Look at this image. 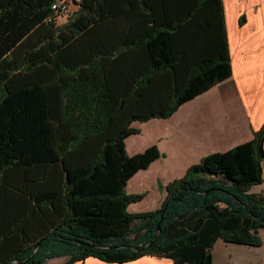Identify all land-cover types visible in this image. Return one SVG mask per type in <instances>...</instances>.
Here are the masks:
<instances>
[{"label":"trees","instance_id":"1","mask_svg":"<svg viewBox=\"0 0 264 264\" xmlns=\"http://www.w3.org/2000/svg\"><path fill=\"white\" fill-rule=\"evenodd\" d=\"M55 1L0 0V264H216L220 239L262 245L264 196L251 189L264 181V123L171 181L159 208L128 210L145 196L128 181L164 156L128 155L131 124L232 75L222 0H80L62 25Z\"/></svg>","mask_w":264,"mask_h":264},{"label":"crops","instance_id":"2","mask_svg":"<svg viewBox=\"0 0 264 264\" xmlns=\"http://www.w3.org/2000/svg\"><path fill=\"white\" fill-rule=\"evenodd\" d=\"M76 3L80 6V0L69 1L70 7ZM222 5L232 75L181 105L168 118H151L131 124L140 130L126 138L128 155L157 145L164 156L128 181L127 193L145 194L142 200L128 206L130 212L159 208L168 195L167 185L171 181L184 176L191 165L205 156L251 140L254 131L264 123V0H222ZM242 16L245 21L240 24ZM66 22L59 20L60 25ZM203 26L201 34L205 35ZM142 60V56L136 55L130 57L125 65L128 64L127 68L133 73L143 67ZM3 94L0 87V96ZM137 136L145 137L143 146H139ZM251 191L264 195V181L254 185ZM260 235L263 242L257 247L218 240L212 249L214 263L235 264L225 261L224 256L241 252L245 256H253V264H264V230ZM74 264L118 263L88 257ZM122 264H173V260L146 254Z\"/></svg>","mask_w":264,"mask_h":264},{"label":"rangeland","instance_id":"3","mask_svg":"<svg viewBox=\"0 0 264 264\" xmlns=\"http://www.w3.org/2000/svg\"><path fill=\"white\" fill-rule=\"evenodd\" d=\"M67 1L69 2L70 0H67ZM79 8H80L79 3L77 5H74V6H71V7L69 5V11L65 15H62L60 17H57L55 21L57 22V24H59V20L60 21H63V23L66 22V21H68L69 18L75 12H77L79 10ZM66 18H67V20L65 21ZM133 128L138 129L136 127H133ZM138 130H140V129H138ZM137 138L140 140L139 146H143L144 143H145V137H143V136H137ZM259 195H261V194H259ZM253 258H254L253 256H250V255H246L245 256L241 252L240 253H238V252L231 253V254H228V255L224 256V260L225 261H228L230 263H235V264H239V263L240 264H245L244 262L253 264ZM62 260L65 261L66 258H64V259H55V258H53V259H50V260L46 261L44 264H62L61 263Z\"/></svg>","mask_w":264,"mask_h":264},{"label":"built area","instance_id":"4","mask_svg":"<svg viewBox=\"0 0 264 264\" xmlns=\"http://www.w3.org/2000/svg\"><path fill=\"white\" fill-rule=\"evenodd\" d=\"M52 10H53V15L49 20L52 18L56 20L57 17H60L62 15H65L69 11V2L67 0H56L52 4Z\"/></svg>","mask_w":264,"mask_h":264},{"label":"water","instance_id":"5","mask_svg":"<svg viewBox=\"0 0 264 264\" xmlns=\"http://www.w3.org/2000/svg\"><path fill=\"white\" fill-rule=\"evenodd\" d=\"M159 227H160V224L157 225V230L159 229ZM150 245H151V243L147 244L146 246H144V247L141 248V249H146V248H148ZM37 247H38V246H37ZM37 247H36V249H37ZM32 256H33V255H32Z\"/></svg>","mask_w":264,"mask_h":264}]
</instances>
